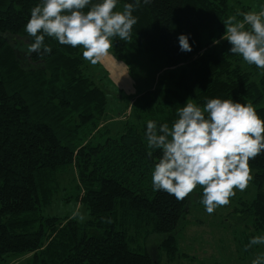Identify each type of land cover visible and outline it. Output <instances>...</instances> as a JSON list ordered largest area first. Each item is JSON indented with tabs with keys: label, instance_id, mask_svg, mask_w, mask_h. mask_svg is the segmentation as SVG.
Wrapping results in <instances>:
<instances>
[{
	"label": "trees",
	"instance_id": "16d2710c",
	"mask_svg": "<svg viewBox=\"0 0 264 264\" xmlns=\"http://www.w3.org/2000/svg\"><path fill=\"white\" fill-rule=\"evenodd\" d=\"M42 2L0 0V260L31 254L29 264H161L163 255L175 261L193 192L177 200L153 191L161 153L148 146L147 122L171 128L187 101L203 108L213 98L251 104L264 120V69L230 53L226 40L213 43L226 32L223 21L250 7L244 0H141L131 39L113 37L112 50L132 76L138 68L165 74L136 98L137 123L93 140L107 95L84 74L82 47L45 36L49 54L28 50L34 38L25 25ZM126 3L135 0H117L114 11ZM180 34L188 36L191 52L180 51ZM248 164L257 194L239 213L264 228V151ZM69 168L77 173V199L87 207L83 224L43 214ZM132 234L143 235L147 246L154 241L156 249L133 248Z\"/></svg>",
	"mask_w": 264,
	"mask_h": 264
},
{
	"label": "clouds",
	"instance_id": "9594fccd",
	"mask_svg": "<svg viewBox=\"0 0 264 264\" xmlns=\"http://www.w3.org/2000/svg\"><path fill=\"white\" fill-rule=\"evenodd\" d=\"M150 2L143 0L144 4ZM90 4L91 0H43L33 7L25 25L28 36L34 38L29 52L49 54L45 36L54 37L61 45L82 47L84 59L97 64L110 54L113 37L131 39L138 19L133 12L141 0L124 4L122 12L114 11L117 0L91 4L85 13L83 9ZM223 24L226 32L221 40L231 45L229 52L264 69V10H238ZM178 42L181 52L192 51L187 35L180 34ZM145 136L148 146L161 153L152 174L153 191L162 190L183 200L200 186L202 203L211 214L228 205L234 189L245 190L252 179L248 161L264 151V120L251 104L213 98L201 108L187 101L171 128L167 123L158 127L149 120ZM254 245H264V236L252 237L245 250ZM252 264H264V255Z\"/></svg>",
	"mask_w": 264,
	"mask_h": 264
},
{
	"label": "rangeland",
	"instance_id": "374dc122",
	"mask_svg": "<svg viewBox=\"0 0 264 264\" xmlns=\"http://www.w3.org/2000/svg\"><path fill=\"white\" fill-rule=\"evenodd\" d=\"M250 11L264 10V0H244ZM224 41L221 40L219 46ZM83 72L107 95V107L103 122L95 129L90 139L101 136H118L127 126L137 123L133 113L136 98L148 89L156 88L165 71L145 72L138 68L132 76L121 58L111 49L110 54L97 64H91L83 57ZM139 130H142L139 128ZM253 172L251 176L253 178ZM251 179L245 190L234 189L235 195L226 206L218 207L213 213L206 211L202 203L203 189L197 186L191 198L192 206L188 216L177 233L181 257L173 262L160 256L161 264H252L258 256L264 255V245H254L245 250L254 236H264V228H257L253 216H245L240 211L248 210L254 201L257 189ZM59 189L49 204L43 207L46 217L75 218L81 224L89 220L87 207L77 199V173L69 168L58 177ZM258 222V221H257ZM263 226V225H261ZM132 247L142 250L156 249L154 241L144 245V236L132 234ZM161 255V254H160ZM28 255H8L0 264H29Z\"/></svg>",
	"mask_w": 264,
	"mask_h": 264
}]
</instances>
